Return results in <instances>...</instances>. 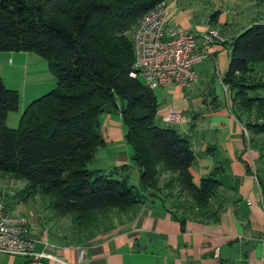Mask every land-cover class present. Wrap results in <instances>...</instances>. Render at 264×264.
Wrapping results in <instances>:
<instances>
[{
  "label": "trees",
  "instance_id": "16d2710c",
  "mask_svg": "<svg viewBox=\"0 0 264 264\" xmlns=\"http://www.w3.org/2000/svg\"><path fill=\"white\" fill-rule=\"evenodd\" d=\"M163 0H0V52H30L46 61L55 87L20 109L17 90L0 75V177L22 182L21 199H40L56 219H69L90 238L111 218L131 219L147 200L167 202L181 221L217 220L216 169L196 184L188 137L157 118L159 102L133 76L132 24ZM216 14V13H215ZM215 14H212L214 16ZM211 16V17H212ZM222 83L250 137L260 139L264 184V23L254 21L230 42ZM117 114L130 165L90 167L102 137L101 119ZM138 170L141 187L131 180Z\"/></svg>",
  "mask_w": 264,
  "mask_h": 264
},
{
  "label": "crops",
  "instance_id": "0c3cea01",
  "mask_svg": "<svg viewBox=\"0 0 264 264\" xmlns=\"http://www.w3.org/2000/svg\"><path fill=\"white\" fill-rule=\"evenodd\" d=\"M169 7V24L196 34L199 50L206 52V57L193 67L198 76L194 83L156 88L162 91L160 97L156 96L157 118L188 137L195 155L189 171L196 184L216 169L219 188L212 204L214 209L219 208L218 219L181 221L171 213L167 202L154 199L142 203L131 219L115 216L93 237L82 238L72 233L69 219H56L51 214L40 221L31 207L28 211L23 208L30 222L34 252H48L57 260L34 261L4 254L0 255V264H264V212L253 177L254 172L262 176L260 139L244 133L243 122L233 106V94L222 85L230 60V42L245 27H234L221 9L200 23L189 2L180 6L171 2ZM207 29L216 30L224 42L206 44L201 35ZM9 53L13 58L18 53L16 57L28 71H43L40 79L53 76L40 56ZM33 63L39 66L29 65ZM23 108L20 103L17 125ZM170 111L179 114L178 124L164 122ZM102 120L103 149L111 158L110 165L103 169L130 165L131 151L124 141L119 115L106 114ZM129 172L132 182L143 191L138 170L130 168ZM18 207L9 208V212L18 213Z\"/></svg>",
  "mask_w": 264,
  "mask_h": 264
},
{
  "label": "built area",
  "instance_id": "2783aa9c",
  "mask_svg": "<svg viewBox=\"0 0 264 264\" xmlns=\"http://www.w3.org/2000/svg\"><path fill=\"white\" fill-rule=\"evenodd\" d=\"M169 1L157 3L139 17L130 29L135 54L133 66L136 69L132 75L142 77L145 85L152 90L172 85L186 87L194 83L198 76L193 67L206 57V52L199 50L196 34L169 24ZM201 36L206 44L224 42L223 37L214 29H207ZM215 66L218 71V64ZM222 85L224 89L227 88L223 83ZM164 122L178 124L180 116L177 112L170 111ZM243 131L247 133L244 126ZM253 177L264 212V184L259 183L256 172ZM4 254L34 261L42 258L57 260L48 252H34L29 219L23 214L10 213L6 208L4 196L0 193V255ZM82 259L83 251H80L79 260Z\"/></svg>",
  "mask_w": 264,
  "mask_h": 264
},
{
  "label": "rangeland",
  "instance_id": "374dc122",
  "mask_svg": "<svg viewBox=\"0 0 264 264\" xmlns=\"http://www.w3.org/2000/svg\"><path fill=\"white\" fill-rule=\"evenodd\" d=\"M174 1L179 6L182 3L189 2L192 6L191 8L194 10L196 21L200 23L207 19L216 9H221L223 13H226L229 22L237 28L246 27L254 21L264 23V0H170L168 3ZM128 34L130 37V30ZM11 54L6 51L0 52V75L8 88L18 91L21 104L26 106L32 100L50 92L55 87L56 83L53 76L50 79H40L39 77L43 75V71H38V68L35 71L32 68L31 71H28L26 69L27 66L23 64L22 60L20 61L16 57L18 53H15L14 58ZM40 60L48 69L46 61L42 58ZM12 65L13 67H9ZM29 65L33 67L34 65L39 66L38 63ZM255 69L259 71L264 70V63H257ZM140 79L143 81L142 77ZM154 94L160 97L162 91L155 89ZM18 114L19 112L9 113L7 123L16 126ZM103 120L100 130L103 128ZM106 152V149H99L90 167L102 169L108 167L111 158L107 157ZM23 186L7 177H0V193L4 196L7 210L9 211V208L19 206L17 208L19 210L18 214H23V208L28 211V208L31 207L34 213L39 216L40 221L41 219L42 221H46L51 215V210L46 207L45 202H43L42 206L41 200L38 198L23 201L20 194V189ZM32 227L33 229H38V226Z\"/></svg>",
  "mask_w": 264,
  "mask_h": 264
}]
</instances>
